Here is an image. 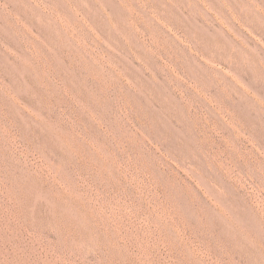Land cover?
<instances>
[{
  "label": "rangeland",
  "instance_id": "374dc122",
  "mask_svg": "<svg viewBox=\"0 0 264 264\" xmlns=\"http://www.w3.org/2000/svg\"><path fill=\"white\" fill-rule=\"evenodd\" d=\"M0 264H264V0H0Z\"/></svg>",
  "mask_w": 264,
  "mask_h": 264
}]
</instances>
